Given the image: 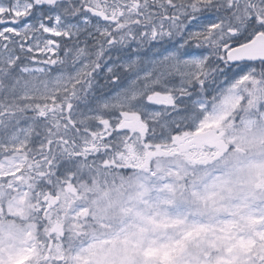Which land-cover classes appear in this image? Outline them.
<instances>
[{"label":"snow or ice","instance_id":"1","mask_svg":"<svg viewBox=\"0 0 264 264\" xmlns=\"http://www.w3.org/2000/svg\"><path fill=\"white\" fill-rule=\"evenodd\" d=\"M0 264H264V0H0Z\"/></svg>","mask_w":264,"mask_h":264}]
</instances>
